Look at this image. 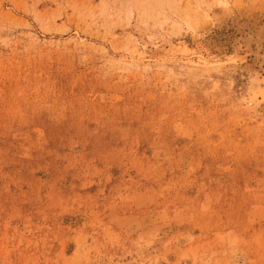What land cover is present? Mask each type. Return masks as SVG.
I'll use <instances>...</instances> for the list:
<instances>
[{
	"label": "rangeland",
	"instance_id": "obj_1",
	"mask_svg": "<svg viewBox=\"0 0 264 264\" xmlns=\"http://www.w3.org/2000/svg\"><path fill=\"white\" fill-rule=\"evenodd\" d=\"M261 28L259 0H0V264H264Z\"/></svg>",
	"mask_w": 264,
	"mask_h": 264
},
{
	"label": "clouds",
	"instance_id": "obj_2",
	"mask_svg": "<svg viewBox=\"0 0 264 264\" xmlns=\"http://www.w3.org/2000/svg\"><path fill=\"white\" fill-rule=\"evenodd\" d=\"M261 10H264V0H259ZM148 5L134 4L131 5L133 9H142ZM187 240L188 243H192L195 240V237L191 234L183 237ZM242 254V249L232 246L225 250L222 255V259H217V252L215 250L206 251L198 260L193 259V257L185 253L181 256V262L186 259H192L193 264H238V257ZM154 264H159V261H155Z\"/></svg>",
	"mask_w": 264,
	"mask_h": 264
},
{
	"label": "bare ground",
	"instance_id": "obj_3",
	"mask_svg": "<svg viewBox=\"0 0 264 264\" xmlns=\"http://www.w3.org/2000/svg\"><path fill=\"white\" fill-rule=\"evenodd\" d=\"M262 27H263V26H262ZM259 28H260V27H259ZM262 31H264V29L261 28V29H259V31H258V29H257V32H256V33H257L258 35L255 34V33L253 34V35L257 36V37L260 36V38H259V39H260L259 42H260V41H262V42L264 41L263 37L261 36ZM251 34H252V33H251ZM253 35H252V36H253ZM252 36H251V37H252ZM257 40H258V38H257ZM260 43H261V42H260ZM263 44H264V43H263ZM259 45H260V44H259ZM261 59H262L261 64H262V66H264V54L261 55ZM260 68H261V67H260Z\"/></svg>",
	"mask_w": 264,
	"mask_h": 264
}]
</instances>
